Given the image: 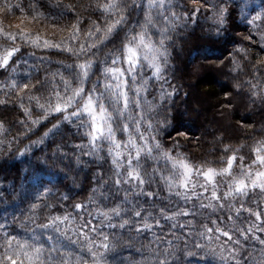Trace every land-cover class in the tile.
Wrapping results in <instances>:
<instances>
[{"label":"clouds","instance_id":"clouds-1","mask_svg":"<svg viewBox=\"0 0 264 264\" xmlns=\"http://www.w3.org/2000/svg\"><path fill=\"white\" fill-rule=\"evenodd\" d=\"M217 2L230 10L221 28L211 30V34L220 33L226 38L224 32L235 18L236 5L229 0ZM102 3L103 0H93L90 11L95 18L89 17L87 28L81 30L79 43H73L70 54L60 52L59 63L56 59L41 63L31 50L21 52L17 60L21 67L25 63L35 66L32 75L17 86H28L23 97L30 105L33 122L24 120L23 124L13 125L7 116L0 120L7 132L6 136L0 135V172L5 173L0 176V189L6 190H0V214L12 233L7 238L0 234V264H7L10 246L16 249L21 243L28 244L29 234L45 227V218L54 205L63 206L65 199L87 203L86 198L101 185L109 191V204L118 203L117 196L142 203L146 194L170 202L173 193L168 183L178 184L182 171L162 155L164 152L194 167L209 165L207 161L192 163L187 153L180 151L181 144L175 136H184L185 132H169L174 122L178 123L182 116L186 118L189 111L195 116L198 113L188 104L178 105L173 96L164 103L161 92L176 79L178 83L172 87L178 93L179 81L195 67L204 74L212 72L207 67L212 61L207 53L221 40H205L201 33H177V25L164 36L159 20L162 13L148 0H113V6L103 13ZM17 4L18 0H6L0 10L7 15ZM109 24L115 27L106 37L96 34L97 26L103 30ZM141 35L145 43L151 42L165 53L158 57L159 74L154 75L149 63L151 54L139 41ZM9 91L6 89L5 94ZM32 97L37 98V103H32ZM57 105L64 107L57 111ZM259 133L260 139L242 141L229 147V151H250L256 143L264 142V126ZM129 172L134 175L129 176ZM240 175L234 169L231 177ZM231 177H220L217 183L221 190ZM46 194L50 198L42 199ZM34 205L41 211L37 212ZM142 244L143 239L126 233L116 258L135 256Z\"/></svg>","mask_w":264,"mask_h":264},{"label":"snow or ice","instance_id":"snow-or-ice-1","mask_svg":"<svg viewBox=\"0 0 264 264\" xmlns=\"http://www.w3.org/2000/svg\"><path fill=\"white\" fill-rule=\"evenodd\" d=\"M204 2L210 5L209 18L214 27L221 28L230 9L221 7L217 0ZM148 3L162 13L159 20L164 36L178 22L187 24L189 17H195V12L182 14L174 10V0H148ZM112 6L113 0H103L102 13ZM14 7L23 9L19 2L11 6L10 11ZM28 7L35 12L36 0H30ZM56 7L64 12L73 9L72 5L62 7L59 0ZM245 19L252 29L260 32V40L264 43V5L259 10L253 9L251 15L245 13ZM59 21L55 19L54 23ZM81 23L77 14L76 21L66 25L69 32L67 40L56 43L45 39L41 44L40 37L29 38L23 32L19 38L25 43L30 40L35 48L55 49L70 54L73 43H79L77 37L81 34ZM114 27L109 24L102 30L97 26L96 34L104 38ZM8 37L12 42L0 49V70L7 73L5 80L0 81L4 85L0 87V106L5 112L14 110L7 105L15 96L23 113V118L18 119L17 124H23L24 120L31 123V108L23 97L28 86H17L32 75L35 66L25 63L22 68L17 63L18 54L23 50L15 43V33H9ZM139 41L151 54L149 63L155 70L154 75L159 74L161 65L158 57L165 53L160 48H154L151 42L145 43L142 35ZM129 52L135 54L133 49H129ZM37 59L43 63L53 58L42 55ZM60 59L56 58L57 63ZM6 89L11 91L5 94ZM175 91L173 87L171 90L165 87L161 92V100L167 101ZM31 99L33 104L37 103L36 97ZM260 102L264 103V96L260 97ZM63 107L57 105V111ZM0 135H7L3 126H0ZM224 150L230 152L229 146H225ZM250 152L254 156L251 164L245 166L243 155L230 152L232 154L222 158L219 168L211 165L194 167L183 158L164 152L162 155L182 171L178 184L172 181L168 183L173 193L170 202H161L157 196L146 194L142 203L117 196L118 203L109 204V191L101 185L86 198L87 203L65 199L63 206L54 205L52 212L45 218V227L30 233L28 244L21 243L16 249L10 246L7 264H264V235H261L264 234V142L256 143ZM237 159L241 175L231 177L233 170H236ZM128 175L133 176L134 173L129 172ZM222 176L231 177V181L221 190L217 181ZM197 179L201 182L197 183ZM257 189L258 193L255 192ZM250 190H253L251 199ZM49 198L47 194L42 197L44 200ZM34 208L37 212L41 211L35 205ZM10 228L9 224L0 222V234L5 238L12 235ZM129 232L143 239L142 248L135 256L116 258V250L122 246L121 238Z\"/></svg>","mask_w":264,"mask_h":264},{"label":"trees","instance_id":"trees-1","mask_svg":"<svg viewBox=\"0 0 264 264\" xmlns=\"http://www.w3.org/2000/svg\"><path fill=\"white\" fill-rule=\"evenodd\" d=\"M4 2L6 0H0V4ZM18 2L22 4L23 11L14 7L5 15L0 10V49L12 42L8 34L15 33V43L26 45L22 48L23 51L31 50L38 56L47 55L56 59L60 56L58 50L35 48L30 40L28 43L20 40V33L23 32L29 38L40 37L41 44L45 39L56 43L62 39L67 40L69 32L66 25L74 23L78 13L82 22L81 30L87 28L89 17L95 18V14L90 11L94 7L93 0H59L61 6H73L71 11L65 12L56 7V0H36L35 12L28 7L30 0H18ZM174 3V10L182 14L195 12V17H189L187 24L177 23V33H187L189 36H197L201 33L204 34L203 39L221 40V43L207 53L212 58L207 67L211 69L215 83L207 82L208 84L199 90L198 85L201 84L199 82L211 80L212 76L210 77V73L204 74L199 67H196L193 72L194 78L191 77V73L186 79L179 81L178 93L173 94V99L178 105L188 104V107L194 111H196V103L199 102L200 92L207 96L209 102L202 108V113L196 111L198 116L193 115L192 111H189L186 118L182 116L178 123L174 122L169 132L173 134L177 131L185 132L184 136L176 135L175 140L181 144L180 151L187 153L192 163L207 161L212 167L219 168L222 165L221 157L232 154L225 152V146L233 147L242 141L251 142L253 138L260 139L259 129L264 126V103L260 102V97L264 96V43L260 40V32L252 29L245 19V13L250 15L251 10H259L258 7L264 3V0H229V3L236 5L234 9L236 15L227 25L226 32L221 29L226 38H222L220 33L211 34V30L216 27L209 18L211 17V12L208 10L210 5L204 0H174ZM55 19L60 20L59 23H54ZM18 20L27 24L29 29L23 30L16 26ZM19 56L20 54L18 58ZM6 75L7 73L0 70V80H3ZM177 83L176 79H172L165 87L171 90L172 85ZM24 102L27 103V101ZM7 107L14 110L5 112L0 106V120L7 116L11 124H17V120L23 118V113L18 107L15 96L9 101ZM210 109L212 111L215 109L217 112L222 110L226 117L224 121V117L211 115L215 124L214 130H208L207 126L210 125H206V114ZM238 155L245 157V166L251 164V160L254 159L247 148H242ZM239 163L237 159L236 171L239 170ZM0 176H5V173L0 172ZM223 187H226V184ZM255 192L258 193L259 190ZM84 195L86 196L87 192ZM252 196L253 190H250L249 199ZM31 198L29 195L28 199ZM3 219V215L0 214V222Z\"/></svg>","mask_w":264,"mask_h":264},{"label":"rangeland","instance_id":"rangeland-1","mask_svg":"<svg viewBox=\"0 0 264 264\" xmlns=\"http://www.w3.org/2000/svg\"><path fill=\"white\" fill-rule=\"evenodd\" d=\"M16 26H19V27H21V28H23V30H28L29 29V27H28V25L27 24H25L24 22H22V20H18L17 21V23L15 24ZM196 68V67H195ZM195 68H193L192 69V75H191V77H193L194 78V74H193V72H194V69ZM210 77H211V80L209 79H207L206 81H201V82H199V83H201V84H199L198 86H199V90H202V87H204L205 85H207L208 83L207 82H209V83H211V84H214L215 82L213 81V79L212 78H214V75H213V73H211L210 72ZM193 83V82H192ZM199 96V95H198ZM200 98H199V102H197L196 103V108H195V110L199 113H202L203 111H202V108H204L206 105H207V102H209V99L207 98V96H205V95H203L201 92H200V96H199ZM208 107H209V105H208ZM211 115H213V116H216V117H220V118H222V117H224V121H225V116H224V113L222 112V110L221 111H216L215 109H213V111H212V109H210V110H208V113L206 114V125H210V126H207V129L208 130H214L215 128H214V126H215V124H214V121H213V118L211 117Z\"/></svg>","mask_w":264,"mask_h":264}]
</instances>
